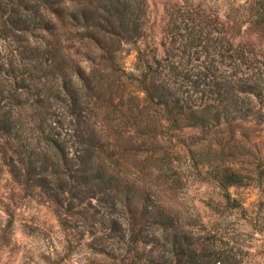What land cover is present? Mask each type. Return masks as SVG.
<instances>
[{"label":"rangeland","instance_id":"374dc122","mask_svg":"<svg viewBox=\"0 0 264 264\" xmlns=\"http://www.w3.org/2000/svg\"><path fill=\"white\" fill-rule=\"evenodd\" d=\"M247 1L134 0L144 9L145 35L137 43L116 38V58L127 74L121 69L109 77L102 76L106 65L99 63L101 48L88 38L92 31L98 35V29H88L70 15L77 9H98L102 0H64L66 20L48 14L56 24L54 33L37 31L31 39L36 44L52 42L69 73L79 65L97 77L96 89L85 91L89 117L102 125L106 143L102 157L107 164L111 157L115 160L108 173L119 174L122 186L129 184L130 202L121 193L124 199L116 209L109 198L107 203L93 199L92 204L69 211L71 194L65 193L61 206L43 187H28L15 179L11 160L19 168L24 165L17 144L11 143L0 150V264H143L149 258L147 253L152 251L155 257L165 253L166 234L171 238L176 233L189 234L194 248L205 252L211 264H264V124L222 119L218 125L211 121L205 126L175 129L163 117L162 107L147 99L138 80L140 49L161 57L175 46L177 60L188 67L196 64L193 52L201 47L189 46L192 58L182 56L189 30L226 31L234 44L247 43L259 64H264V30L244 10ZM98 10L92 17H107ZM49 84L57 85L56 79ZM51 102V110L64 118L67 111L61 101L53 98ZM47 115L44 110L35 111V118ZM48 124L44 123L45 130ZM28 133L34 146L51 151L42 139V128L33 127ZM6 139L0 141L6 143ZM156 205L170 214L175 225L165 229L157 223L151 232L155 239L145 246L138 242L141 250L145 247V256L139 261L134 251L128 252L126 239L110 237L112 219L119 218L126 230L133 219L139 229L148 221L160 220ZM84 209L85 215L78 213ZM102 247L112 255L98 253ZM156 259L177 264L174 254Z\"/></svg>","mask_w":264,"mask_h":264},{"label":"trees","instance_id":"16d2710c","mask_svg":"<svg viewBox=\"0 0 264 264\" xmlns=\"http://www.w3.org/2000/svg\"><path fill=\"white\" fill-rule=\"evenodd\" d=\"M97 8L107 17L97 18L98 9H77L70 15L82 26L98 29L99 36L92 31L88 38L101 48L99 63L106 65L102 76L109 77L121 69L125 72L116 58L119 51L114 47L116 38L137 43L144 37V9L134 0H102V6ZM244 10L264 30V0H248ZM67 12L64 0H0V139L7 138L6 143L0 141V150L16 143V152L24 168H19L10 158L15 179L28 187H43L61 206L65 205V193L71 194L69 211L79 209L85 203L92 204L93 199L107 203L109 198H113L111 207L116 209L124 199L121 193L130 202L127 197L129 184L122 186L119 174L108 173L115 160L110 156L109 164L105 163L102 125L91 122L89 117V95L85 91L96 89L97 77L79 65L69 73L52 42L36 44L31 39L37 31L54 33L56 24L48 17L49 13L66 20ZM174 27L177 29V24ZM219 31L189 30L182 56L189 54L192 58L189 46L202 49L193 52L197 54V62L191 67L177 60L179 54L175 46L161 57L155 53L150 55L151 50H139L141 64L138 69H142L138 80L147 99L162 107L163 117L175 129L205 126L211 121L219 124L222 119L264 124V64H259L257 54L247 43L236 45L226 31L224 34ZM173 42H177L175 36ZM54 78L57 85H50L49 81ZM53 98L64 105L67 111L64 118L51 110ZM37 108L48 113L47 117L35 118ZM46 122H49L48 130L43 128ZM33 127L42 128V139L51 151L32 144L28 130ZM119 186L124 188L119 189ZM156 206L155 214L160 220L148 221L139 229L131 218L128 230L123 228L119 218L112 219L110 237L117 236L120 241L126 239L124 244L128 252L134 251L139 261L145 256V247L141 250L138 242L142 241L145 246L155 235L151 232L155 231L157 223L165 229L175 225L170 214ZM85 209L78 213L85 215ZM128 231L130 234L126 238ZM164 244L165 253L155 257L151 251L146 254L149 258L143 264H171V259L165 262L156 259H163L166 254L176 255L177 264H211L205 252L199 253L194 248L189 234L176 233L171 238L166 234ZM97 251L112 255L107 247ZM133 264L141 263L133 261Z\"/></svg>","mask_w":264,"mask_h":264}]
</instances>
